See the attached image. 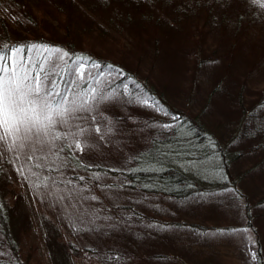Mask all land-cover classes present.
<instances>
[{"label": "trees", "instance_id": "1", "mask_svg": "<svg viewBox=\"0 0 264 264\" xmlns=\"http://www.w3.org/2000/svg\"><path fill=\"white\" fill-rule=\"evenodd\" d=\"M0 1V4L6 3ZM49 1L51 11L55 10L48 12L50 16L45 12L33 13L22 5L25 1L9 0L8 3L24 20H17L19 28L15 29L0 15V48L36 43L59 48L62 50L60 54L67 52L69 57L57 65V78L72 79L76 83L71 84L67 92L63 87L56 89L64 95V108H72L82 100L97 72L111 73L110 79L98 83L97 92L91 94L90 102L95 96V102L104 103L95 111V119H108L119 125L125 123L120 129L122 136L125 133L130 135L128 118L146 128L145 142L135 144L130 151L135 150L127 158L120 157L115 163H106L102 158L82 163L71 152L69 142L62 134L59 155L63 178L82 185V172L88 169L89 191L99 184L94 176L104 177L112 181L107 184H116L121 190L139 196L133 199L135 202L163 197L192 211H196L197 206L209 204L229 205L242 218L239 225L224 226L166 220L138 210L133 201L117 204L116 212H104L103 221L92 226L99 236H114L115 239L111 245H103L112 247L114 244L112 249L99 250L98 245L90 241L87 248L60 238L56 224L45 217L49 263L75 264L82 253H89V256L94 254L100 258L99 264H190L187 258L194 260L205 251L214 254L217 250L216 244L200 242L192 245L193 241L218 231V236L242 233L254 253V264H264V183L259 185L254 181L255 185L249 183L247 186L245 182V174L252 172L264 180V86L255 95L244 98L242 91L246 81L234 82L238 87L233 96L235 110L232 117L224 118L223 128L227 130L224 138L216 134L214 126L201 116V111L191 114L188 109L172 103L166 89L168 86L157 81V76L152 78V67L158 62L163 66L159 67L157 75L173 77L175 74L179 77L182 68L184 76L189 79L187 90L190 92L203 67L211 63L218 62L223 71H227L229 67H235L237 58L247 62V58L253 55L258 61L250 62L254 64L250 70L254 69L264 59V35L255 32L260 23L264 28V17L252 5L249 7L253 12L246 17L247 0H241V7L237 10L228 8L231 0H94L105 19L100 21L102 23L96 22L93 31L90 18L87 23L83 21V27H80V21L73 19L74 14L82 16L85 12L76 0ZM110 2L114 7L105 12ZM126 25L128 32L123 35L122 28ZM209 28L215 32L214 37L218 34L217 43L210 51L205 47ZM90 32L96 33L92 36ZM185 39H191L186 46ZM257 47L259 53L255 54L253 50L256 51ZM218 48L223 49L220 54ZM60 54L42 53L46 57L45 69L48 62ZM25 55H28L27 51ZM32 55L35 60L37 54ZM81 56L99 64L100 71L95 68L84 80L69 76L74 68L72 61ZM146 58H149V70L145 73L141 71V64ZM186 62L190 64L182 65ZM32 75L34 72L30 71L29 76ZM28 81L32 82L31 79ZM222 87L219 82L214 84L211 93ZM100 93L113 99L99 101ZM141 99L171 116L172 124L166 127L161 122L163 120L141 111L136 106ZM49 102L54 107L61 103L55 93ZM120 103H132L134 111L129 109L127 114H120L115 109ZM91 125L92 119L89 123L81 122L77 133L80 134L83 128L87 130L86 135L80 134L84 140L89 138V141L101 144L98 137L90 136L93 133ZM56 134L52 132V135ZM243 156L252 158L246 172L235 168ZM22 200V193L12 185L0 159V264H30L28 255L22 257L24 236L30 227ZM156 208L154 203L152 209ZM171 210V213H177L175 208ZM110 222L121 234H114L105 227ZM233 229L238 231H228ZM141 247L144 251H140Z\"/></svg>", "mask_w": 264, "mask_h": 264}, {"label": "rangeland", "instance_id": "2", "mask_svg": "<svg viewBox=\"0 0 264 264\" xmlns=\"http://www.w3.org/2000/svg\"><path fill=\"white\" fill-rule=\"evenodd\" d=\"M3 1L6 3L0 4V15L8 21L10 27L18 29L19 26L16 24L17 20H24V17L12 7L11 3H8L9 0ZM20 1H25V4H21L30 8L33 13L45 12L48 14L52 9L50 4L51 1L49 0ZM55 1L57 2L59 0H53V2ZM76 2L80 5V9H83L85 12L82 16L81 14H74L73 19L77 22L80 21V27H83L85 25L83 24V21L87 23L90 18V28L95 31L96 22L105 19L102 16L103 13L98 11V5L94 0H76ZM247 2L248 11L246 12V17L253 12L249 7L250 5H252V8L257 13L264 17V7L252 3L251 0H247ZM108 6L109 7L105 12H109V10L114 7L112 2H110ZM229 7L235 8L236 10L239 9L241 7V0H231L228 5V8ZM53 23L55 24V21H53ZM246 24L248 26L252 25V23ZM262 25L263 23L258 24L255 30V32L257 31V33H259V36L264 35V28ZM122 30L123 35L127 34V25L124 26ZM96 32H90V35L94 36V33ZM214 33L215 32L211 31V28H209V31L206 34L205 41L207 45L205 47L208 51H210L215 46V43H217L218 34L214 37ZM227 34L229 33L227 32ZM189 41L191 42V39L183 40L184 45L186 46ZM217 51L220 54L223 49L218 48ZM253 52L255 54L259 53V47L256 48V51L253 50ZM177 58L179 59V57ZM236 60L238 61L235 63V67H229L227 71H223L218 62L203 67V70L199 73L193 89L190 92L187 90L189 79L187 76H184L182 68L180 69L179 77H175V74L173 77L157 75L159 67L163 66V63L158 62L153 67L151 65L152 73L154 74L152 75V78L157 76V81L168 86L166 89L169 91V97L171 98L172 103L177 107L188 109L191 114H197L198 111H201V116L207 123L214 126L216 134L218 133L225 138L227 136V130L223 128L224 118L228 119V117H232L233 110H235L233 96L235 93L237 94L238 87L234 82H239L241 79L246 81V87H244L242 91L244 98H249L250 96L255 95L257 90L264 86V59L252 70H250V68L254 64L252 65L250 62H255L256 56H249L247 62L238 58ZM148 62L149 58H146L141 64L142 72L146 73V71L149 70ZM189 64V62H186L182 65L187 66ZM87 71L92 74V72L95 71V68L88 66ZM101 73L103 74L101 75ZM101 73L97 72L94 81H91L82 100L77 103L79 104L84 101L93 103L94 111L89 115L94 117L95 111L104 103L90 102L92 94L91 90L93 88L96 89L98 83H103L112 76L111 73ZM85 77H89V75L86 74ZM73 78L80 79L79 76ZM28 82L29 81H26L27 84L32 83ZM218 82L219 84H222L223 87L220 88V90L211 93L214 84ZM99 101L102 100L99 99ZM137 103L136 106L141 111L152 115L156 119L163 120L161 122H163L166 127L172 124L173 118L171 116L156 109L146 102V100L141 99ZM59 106L64 108L62 102ZM115 109H117L120 114H127L129 109H131L130 112L134 111L132 103H120ZM40 115L43 117L44 113H41ZM74 115L77 117L82 114L75 112L67 113L63 118L68 121L66 124L61 123V117L56 116L54 120H56L57 123L52 127L49 136L47 137L52 143L49 147H45L40 151H35L33 149L6 150V148L0 147V159L1 162H4L5 172L11 179L12 185L16 191L22 193V205L29 215L30 227L24 236L22 257L28 255L27 257L29 258L30 264H50L47 258V245L45 242V217L56 224L60 238L64 240H71L79 247L88 248L90 241L96 243L99 250H104L106 248L112 249L115 246L114 244H112V247H105L103 245H111L110 243L115 240L114 236H99V233L93 231L92 226L95 223H101L103 221L102 214L104 212H116L115 206L117 204L132 202L133 199L139 197L121 190L116 184H107L112 181L108 178H101L98 176H94L93 178L97 179L99 184L95 186L93 190L90 189L89 191L88 169L83 170L82 172L81 177H83L82 179L84 182L82 185L80 182L75 183L71 180L64 179V173L62 171L63 167L60 165L61 159L59 155L61 148L60 142L62 139H53V137H61V135L64 134L69 142L71 152H73L82 163H89V159L93 160L99 158L104 159V162L106 163H115L120 157L127 158L130 152L135 150L132 149L130 151L135 144H143L145 142V126L136 120L133 121L128 118L126 123L131 125L129 130L130 135L125 133L122 136L120 129L125 123H120V127L119 124H114L111 121H108V119L103 121H99L101 118L98 120L92 119L91 128L93 133H91L90 136L99 138L101 144H97L89 141V138L84 140L83 136L77 133L78 125L81 122L89 123V119H78ZM54 116L55 114H53V117ZM97 124L101 127V132L99 134L94 131ZM156 124L159 125V123ZM85 126L89 127V125ZM52 132H56V136L52 135ZM4 134V132H0V135ZM23 134L22 128L19 133L13 132L11 135L7 136L6 144L11 145L16 140L17 136H22ZM74 140H79L85 146L83 152L74 147ZM244 144L246 145L248 143ZM99 146H101V148ZM251 161L252 158L250 156H243L237 162L235 168L240 172H246ZM40 172L47 174V176H41L39 174ZM245 178L247 186H249V183L255 185L254 181L259 183V185L264 183L261 175L255 172L246 173ZM255 194H258V191ZM257 196L258 195L253 197ZM93 197H95V199H93ZM150 198L151 199L142 200L140 202L133 201V206L148 215L157 216L166 220L177 219L192 221L195 223H217L215 225L220 224L222 226L226 224L239 225L242 222L241 216L229 205H227V207H221L209 204L206 206H197L198 208L196 211H192L188 210L189 207H178L163 197ZM154 203L157 204L155 210L152 209ZM171 208H175L177 213H171ZM105 227L114 234H121V232L116 231L117 229L111 225V222L107 223ZM110 228H112V230ZM218 233V231H214L203 236L200 240H194L192 243V245L195 243L200 244V242L207 243L208 245L216 244L217 250L214 254L205 251L204 254L198 255L194 260H190L189 258L186 260L190 264H254V253L249 246L248 239L245 238L242 233H236L233 236H218ZM140 251H144V248L141 247ZM208 259L210 260L208 261ZM149 260L153 261L154 259ZM99 261L100 258L96 257L94 254L89 256V253H82L76 258L75 264H99Z\"/></svg>", "mask_w": 264, "mask_h": 264}, {"label": "snow or ice", "instance_id": "3", "mask_svg": "<svg viewBox=\"0 0 264 264\" xmlns=\"http://www.w3.org/2000/svg\"><path fill=\"white\" fill-rule=\"evenodd\" d=\"M251 2L264 7V0H251ZM25 51L28 55H25ZM48 52L60 54L62 50L54 46L36 43L12 45L7 49L0 48V132L5 133L0 135V147H4L6 150L33 149L40 151L45 147H49L52 141L48 140L47 137L52 127L57 123L53 119V114L61 117V123L65 124L68 121L63 118L69 112L82 114L76 117L78 119H95L94 116L89 115L94 111V105L88 101L76 104L72 108H61L59 105L54 107L49 102V98L53 93L63 102V93L56 92V89L63 87L64 92H67L69 86L76 83V81L72 79L64 80L62 77L57 78L59 75L56 72L57 65L69 57L67 52H63L54 60L49 61V66L45 69L46 57L41 54ZM33 53L37 54L35 60L33 59ZM72 63L74 68L69 76H79L80 80H84L86 74L91 75L87 71L89 65L96 68L97 71H100L101 67L83 56L76 57ZM105 67L113 68L112 65H105ZM30 71L34 72V75L29 76ZM29 79L32 81L31 84L26 83ZM91 91L94 94L97 92L95 88ZM95 99L96 97L93 96L94 102ZM99 99L110 102L113 98L100 93ZM41 113H44L43 117H41ZM21 128L24 134L17 136L11 145H7V136L13 132L19 133ZM94 131L97 134L101 132L99 124H97ZM80 134L86 135L87 130L81 128ZM53 139H61V137L56 136ZM74 147L81 152L85 150V146L79 140H74ZM220 231L223 233L225 230ZM228 231L235 232L238 230Z\"/></svg>", "mask_w": 264, "mask_h": 264}]
</instances>
